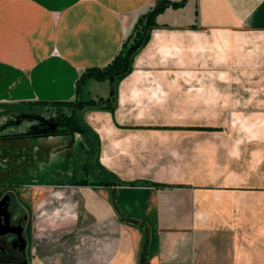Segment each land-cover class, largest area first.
Returning a JSON list of instances; mask_svg holds the SVG:
<instances>
[{"label":"crops","instance_id":"crops-1","mask_svg":"<svg viewBox=\"0 0 264 264\" xmlns=\"http://www.w3.org/2000/svg\"><path fill=\"white\" fill-rule=\"evenodd\" d=\"M155 1L0 0V118L35 101L106 99L107 82L86 80L79 95L75 82L85 69L113 60ZM195 5L199 28L264 34V0ZM182 11L159 16L160 28L117 85L113 114L79 110L86 129L81 135L0 138L45 146L36 150L33 167H78L83 173L75 176L74 169L67 179L21 184L34 191L32 202L23 201L31 244L33 215L44 220L43 245L26 264H140L142 254L145 264H264V120L250 128L242 117L235 134L231 126L194 115L205 102L195 95L202 86L148 78L175 68L184 73L186 42L204 40L180 33L193 22L182 19ZM167 57L171 62L164 63ZM257 57L264 60V52ZM171 91L179 93L178 104H170ZM212 98L208 105L217 107V94ZM7 163L1 156L0 165ZM55 236L60 238L49 239Z\"/></svg>","mask_w":264,"mask_h":264},{"label":"rangeland","instance_id":"rangeland-1","mask_svg":"<svg viewBox=\"0 0 264 264\" xmlns=\"http://www.w3.org/2000/svg\"><path fill=\"white\" fill-rule=\"evenodd\" d=\"M180 9L183 10L181 12L183 14L182 19L193 21L188 27L181 29L180 33L186 36L195 35L197 38L205 36V38L204 40H201V43H197V39H195L196 42H194V40L192 43L186 42L185 61L187 65L184 73L178 71L180 74L177 75V70L175 68L172 72H169L167 76L164 75L161 78L160 76L154 77L150 75V77H148L149 80L154 83H185L187 86H189V84L200 85L202 86L201 90L200 92H196L195 95H198L205 102L200 104V108L195 109L193 112L194 115H202L203 121H211V124L216 125L217 127L221 126L226 128L231 126L230 129L235 134H240L239 131H241L242 117L244 118V123L249 119V126L250 128H253L255 123L260 119L264 120V60H260L257 57L259 52H264V44L261 43L264 39V34L242 28L205 30L197 27L198 12L195 0H189V3H186L185 7ZM164 12L156 16L155 21L157 27L151 30L148 42L141 47L136 54H134L131 63V70L121 81L133 72L135 68V57L149 44L151 38L155 35V31L160 28L157 20ZM134 24L129 33L123 39L114 58L121 51L124 42L127 43V46L132 42L128 37L133 33ZM191 26H194V28H191ZM172 55L174 56V54ZM172 55L170 54L169 56ZM251 57L254 58L250 59ZM169 59L171 58H163L164 63L171 62ZM173 62L177 63L176 61ZM81 75H79L75 82V92L77 95H79L80 92H77L76 85ZM86 80H84V82ZM121 81H119L118 84ZM214 88H217L218 91L213 92ZM169 93V95H171L170 104H178L177 96L179 93L176 91H171ZM191 94L193 99L194 93ZM215 94H217V101L219 104L217 107H211L208 103L213 102V98L210 99V97H213ZM229 96H231V98ZM77 101L80 100L67 102L35 101L27 103V106L24 107L23 110H20L21 112L17 115H13L8 119H6L8 116L0 118V138L21 137L28 132H31L32 134H41L42 132L45 133L46 131L52 130L54 128L51 123L52 119L57 112L61 111L58 107L53 106L52 104L72 103ZM188 101L187 97L185 99L186 105H188ZM93 102L98 104V100ZM182 102H184L183 99L180 103ZM85 107L74 108L73 114L78 122V118H80L78 112ZM170 110L173 114L177 112V108H171ZM63 113L69 115L71 111L69 109H64ZM41 123H46L47 128H40L39 124ZM79 124L81 125L80 122ZM19 141L20 142H10L8 140L3 142V140H0V158L3 155L8 158V163L5 166L0 165V196H9L12 200L19 201L21 208L18 210L17 215L22 213L27 216L26 213L28 210H26V208H28V205L23 203V201L30 200L31 193H29V191L32 193L34 191L28 186H22L21 184L30 181L52 183L61 178L67 179L70 178L68 176L72 175V170L74 169L75 176H77V174L83 175V173L80 172L81 170H79L78 167H33V159L36 150H41L45 146L34 143L35 140H32L30 143H27L24 140ZM88 168L89 167H87V169ZM85 177L86 173L84 174V178ZM88 178L92 179L91 171L88 174ZM36 198L39 199V195H37ZM30 202H32V199ZM32 205L34 208L38 203L34 204L33 202ZM42 205L44 206V204ZM40 217V213L38 212L33 215L34 228L32 244L30 243L27 247L25 264L26 259L29 257V253L35 255L39 247L43 245L41 244V236H39V234L42 233L43 230L40 222L44 220ZM58 238L60 237H49V239L53 241ZM53 245L56 246V244ZM61 247L63 250L64 246ZM0 264L11 263L5 262Z\"/></svg>","mask_w":264,"mask_h":264},{"label":"trees","instance_id":"trees-1","mask_svg":"<svg viewBox=\"0 0 264 264\" xmlns=\"http://www.w3.org/2000/svg\"><path fill=\"white\" fill-rule=\"evenodd\" d=\"M186 3L187 0H156L151 8L139 15L136 23L134 24L132 35L128 37V39L132 40L130 45L127 46V43L124 42L121 51L108 65L101 68L86 69L77 82L76 90L77 92H80L81 85L86 79L107 81L110 88L108 97L106 99H98V104L93 101L52 104L53 106L58 107L61 111L57 112L52 119L51 123L54 128L46 131L45 133L42 132L41 134L58 135L64 133H85L86 129L79 124L73 114L74 108L88 106L91 108H101L102 110L113 113L116 102L117 84L130 72L134 54H136V52L148 42L151 30L157 27L155 21L156 16L167 9L184 8ZM191 28H194V26H191ZM64 109H69L71 113L69 115L63 113ZM31 134V132H28L23 134V136ZM100 184L107 186L111 183L101 181ZM140 264H145L143 254L140 257Z\"/></svg>","mask_w":264,"mask_h":264},{"label":"flooded vegetation","instance_id":"flooded-vegetation-1","mask_svg":"<svg viewBox=\"0 0 264 264\" xmlns=\"http://www.w3.org/2000/svg\"><path fill=\"white\" fill-rule=\"evenodd\" d=\"M39 125L47 128L46 123ZM20 208L19 201L0 196V263L25 264L31 236L26 225L27 217L22 213L17 215Z\"/></svg>","mask_w":264,"mask_h":264},{"label":"water","instance_id":"water-1","mask_svg":"<svg viewBox=\"0 0 264 264\" xmlns=\"http://www.w3.org/2000/svg\"><path fill=\"white\" fill-rule=\"evenodd\" d=\"M21 239V238H20ZM21 241V244H22V240H20ZM21 247H23V246H21Z\"/></svg>","mask_w":264,"mask_h":264}]
</instances>
